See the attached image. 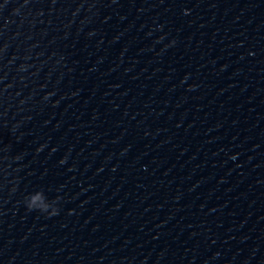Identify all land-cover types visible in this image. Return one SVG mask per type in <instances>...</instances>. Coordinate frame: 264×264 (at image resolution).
I'll return each mask as SVG.
<instances>
[{
  "label": "clouds",
  "instance_id": "obj_1",
  "mask_svg": "<svg viewBox=\"0 0 264 264\" xmlns=\"http://www.w3.org/2000/svg\"><path fill=\"white\" fill-rule=\"evenodd\" d=\"M60 197H57L53 201H49L43 190L35 191L24 199V205L28 211H38L48 216H55L59 212L57 204Z\"/></svg>",
  "mask_w": 264,
  "mask_h": 264
}]
</instances>
